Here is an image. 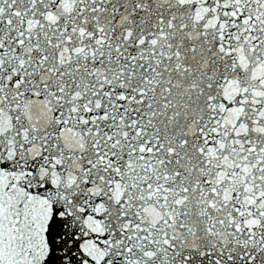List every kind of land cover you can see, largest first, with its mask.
I'll list each match as a JSON object with an SVG mask.
<instances>
[{"label":"snow or ice","instance_id":"1","mask_svg":"<svg viewBox=\"0 0 264 264\" xmlns=\"http://www.w3.org/2000/svg\"><path fill=\"white\" fill-rule=\"evenodd\" d=\"M0 264H264V0H0Z\"/></svg>","mask_w":264,"mask_h":264}]
</instances>
